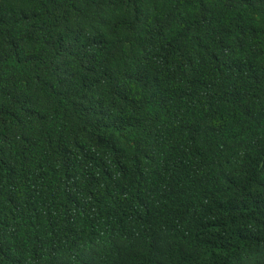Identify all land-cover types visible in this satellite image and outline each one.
<instances>
[{
	"label": "trees",
	"instance_id": "1",
	"mask_svg": "<svg viewBox=\"0 0 264 264\" xmlns=\"http://www.w3.org/2000/svg\"><path fill=\"white\" fill-rule=\"evenodd\" d=\"M0 264H264V0H0Z\"/></svg>",
	"mask_w": 264,
	"mask_h": 264
}]
</instances>
